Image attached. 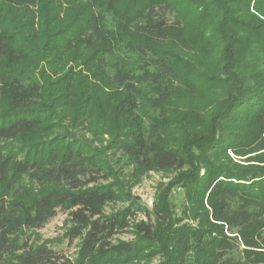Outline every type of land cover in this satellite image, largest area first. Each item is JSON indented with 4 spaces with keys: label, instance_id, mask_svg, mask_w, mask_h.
<instances>
[{
    "label": "trees",
    "instance_id": "1",
    "mask_svg": "<svg viewBox=\"0 0 264 264\" xmlns=\"http://www.w3.org/2000/svg\"><path fill=\"white\" fill-rule=\"evenodd\" d=\"M37 3L0 0V264H264V165L215 161L264 163V0H85L28 16ZM192 92L211 96L183 104ZM58 94L78 102L79 124L97 107L138 169L180 170L198 223L180 224L168 198L155 221L106 214L115 192L72 133L20 155L9 141L56 119ZM59 207L74 257L34 235Z\"/></svg>",
    "mask_w": 264,
    "mask_h": 264
},
{
    "label": "rangeland",
    "instance_id": "2",
    "mask_svg": "<svg viewBox=\"0 0 264 264\" xmlns=\"http://www.w3.org/2000/svg\"><path fill=\"white\" fill-rule=\"evenodd\" d=\"M83 1L85 0H38L37 5L31 7L35 12L30 11L28 16H31L32 13L34 15H40L38 9L44 4L43 6L46 7L44 9L47 10L50 8L49 15L54 16L55 14H60L62 18L68 14L70 7L81 5L80 3ZM50 80L53 81L54 79L50 77ZM47 88L51 90L50 85ZM57 93L59 91H56L55 95ZM217 95H221V92L218 91ZM63 96L59 97L58 94L55 99L57 105L50 107L53 109L51 112L57 116L56 119L50 123L43 124L42 130L33 131L30 137L26 136L22 139L9 141V144L21 151L20 155H24L25 152L30 151L33 146L39 149L48 141L55 139L56 142L59 140L62 141L64 140V136L72 133L83 146L88 149L92 148L93 154L96 155V159L99 161L100 166H102V174L104 175H100L95 184L98 186L106 185L115 192V198L109 200L104 207L106 214L128 209L131 211L130 221L132 223L141 220L155 221V216L152 214L154 209L159 207L165 198H168L172 205L173 214L178 219V222H181L180 224L198 223L199 217L192 219L188 212L187 207L190 206V199L185 187L179 183H174L176 177L181 172L180 170L138 169L133 160L122 149L123 141L125 140L124 136L106 133L105 125L101 123L102 119L99 118L102 115L98 113L97 107L94 109V106L91 105V108L94 110L92 116L85 118V121L79 124L78 120L83 119L79 118L77 114L72 113L76 109L75 107L78 105V102L66 101L63 103L65 101V97ZM210 96V93L209 95H201V93L192 92L184 95L181 101L183 104L202 103ZM96 105L99 106V104L95 103ZM64 113L66 117L61 118L60 114ZM69 116L72 117L70 118ZM232 126V124H229L227 128H231ZM33 136H36V139H33ZM263 151L261 150L260 152ZM254 155L255 153L237 155L234 151L229 150L226 153L217 155L215 161L226 162L230 158L235 163L244 166L264 165V163H259L254 160L252 158ZM69 212L70 210L59 207L56 215L45 226L35 230L34 235L42 239L54 240L55 243L53 246L55 248L66 255L74 257L79 248L80 240H71L69 236H65L68 229L73 225ZM117 236L120 240H131L134 239V231L130 228L127 232L121 231ZM59 239H62V241H56ZM149 251V249H146L144 252ZM161 261L162 256L157 254L134 262L133 264H160Z\"/></svg>",
    "mask_w": 264,
    "mask_h": 264
}]
</instances>
